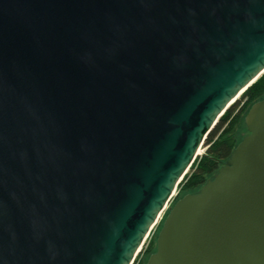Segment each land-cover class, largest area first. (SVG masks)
<instances>
[{"label": "water", "instance_id": "1", "mask_svg": "<svg viewBox=\"0 0 264 264\" xmlns=\"http://www.w3.org/2000/svg\"><path fill=\"white\" fill-rule=\"evenodd\" d=\"M263 73L264 0H0V264H133ZM245 122L146 264H264V99Z\"/></svg>", "mask_w": 264, "mask_h": 264}, {"label": "trees", "instance_id": "2", "mask_svg": "<svg viewBox=\"0 0 264 264\" xmlns=\"http://www.w3.org/2000/svg\"><path fill=\"white\" fill-rule=\"evenodd\" d=\"M262 99H264V73L221 116L216 126L205 139L204 145L206 149L204 153L196 158L190 171L180 183L181 190L187 193L197 191L218 170L222 163L230 158L234 149L245 136L239 142L237 141L235 138L237 124L244 115H247L252 105ZM157 239L156 247L151 251L150 256L156 251Z\"/></svg>", "mask_w": 264, "mask_h": 264}, {"label": "rangeland", "instance_id": "3", "mask_svg": "<svg viewBox=\"0 0 264 264\" xmlns=\"http://www.w3.org/2000/svg\"><path fill=\"white\" fill-rule=\"evenodd\" d=\"M245 116L246 115L243 116L242 120L237 124V126L235 128V138L237 139L238 142L247 133V125H246V122H245ZM201 149H202V153H203L204 150L206 149L204 144H203ZM199 156H201V155H199ZM186 193H187L186 191L181 190V187L179 185L176 195H174V197L172 198V200H171L170 204L168 205L167 209L164 211V213L162 215V218L160 219V221L158 222V224L156 225V227L152 231L151 235L149 236V238H148L147 242L145 243L142 251L139 253L140 255H138V257H137V259L135 261V264H139V263H145L146 264L147 263L151 251H153L155 249V247H156V239H157V237L159 235V231H160V229L162 227V223H163L166 215L168 214L170 209L174 206V204L181 197H183Z\"/></svg>", "mask_w": 264, "mask_h": 264}, {"label": "bare ground", "instance_id": "4", "mask_svg": "<svg viewBox=\"0 0 264 264\" xmlns=\"http://www.w3.org/2000/svg\"><path fill=\"white\" fill-rule=\"evenodd\" d=\"M241 94H242V93H241ZM241 94H240L237 98H239V97L241 96ZM199 153H202V149H200ZM176 193H177V192H176ZM176 193H175L174 195H176ZM167 207H168V206H167ZM167 207H166V209H167ZM166 209H165V210H166ZM165 210H164V211H165ZM164 211H163V213H164ZM163 213L161 214V216L163 215ZM148 238H149V237H148ZM148 238H147V240H148ZM147 240H146V242H147Z\"/></svg>", "mask_w": 264, "mask_h": 264}, {"label": "built area", "instance_id": "5", "mask_svg": "<svg viewBox=\"0 0 264 264\" xmlns=\"http://www.w3.org/2000/svg\"><path fill=\"white\" fill-rule=\"evenodd\" d=\"M204 151H205V150H204ZM203 153H204V152H203ZM203 153H200V155L203 154Z\"/></svg>", "mask_w": 264, "mask_h": 264}]
</instances>
